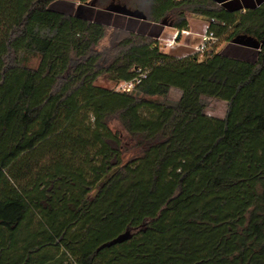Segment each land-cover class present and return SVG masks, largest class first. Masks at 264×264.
<instances>
[{
    "label": "trees",
    "instance_id": "trees-1",
    "mask_svg": "<svg viewBox=\"0 0 264 264\" xmlns=\"http://www.w3.org/2000/svg\"><path fill=\"white\" fill-rule=\"evenodd\" d=\"M55 1L0 0V264H264V45L254 64L178 58L52 12ZM133 8L178 31L199 16L219 39L264 42V0ZM138 71L131 92L96 85ZM205 98L227 102L226 117L208 116ZM113 123L141 156L124 163Z\"/></svg>",
    "mask_w": 264,
    "mask_h": 264
},
{
    "label": "rangeland",
    "instance_id": "rangeland-1",
    "mask_svg": "<svg viewBox=\"0 0 264 264\" xmlns=\"http://www.w3.org/2000/svg\"><path fill=\"white\" fill-rule=\"evenodd\" d=\"M66 1L74 2L76 4V7L80 5L88 4L95 8H101V9L106 8L111 3H117V4L125 5L129 9L134 10L133 4L135 1H139V0H106L102 2L99 1L101 5L100 7L93 5L91 1H87V2L82 0H66ZM66 16H70V15H66ZM188 19L190 24L188 30L178 31L177 29L172 28L170 26H165L163 31L160 33V36L156 37L155 35L159 32L161 27L160 24H158L154 27H151L148 30L147 35L145 36L156 39L162 52L171 54L178 58H184L187 56L195 55L196 54L195 48L197 45H199L200 42V36L198 37L195 33L196 32L203 33L206 25L209 24L208 23L209 21L199 16H189ZM118 21L120 22V24L124 25L123 29L127 31H131L132 28L137 29L140 26L139 23H137L136 21H129L127 19L123 20L122 17H118ZM129 22L132 24L131 27H129L128 29L127 27ZM108 28L117 29L113 27H108ZM179 32H181L180 35H178ZM150 34H153L154 36ZM106 45H108V40H105L102 43V46H106ZM233 47L235 48L236 46H234L232 42H228L226 41L225 38H221L219 39L215 49L212 50L211 52L222 53L225 55L227 53V50ZM241 49H245V48H241ZM38 63H39V58L33 57L30 64L33 67H37ZM122 83L123 82L116 80L111 75L102 76L98 78V80L96 81L97 86L117 92L121 91L120 87ZM181 96H182L181 90L172 89L166 101L168 103H176L180 100ZM204 104L206 107L205 112L208 116L219 119H224L226 117L228 111L227 102L213 98H205ZM111 128L114 131H120L124 138V144H125L124 156H123L124 163L130 162L142 155L143 152L142 147L137 145L136 140H132L129 137H127L125 133L121 131V128L116 123L111 124Z\"/></svg>",
    "mask_w": 264,
    "mask_h": 264
},
{
    "label": "water",
    "instance_id": "water-1",
    "mask_svg": "<svg viewBox=\"0 0 264 264\" xmlns=\"http://www.w3.org/2000/svg\"><path fill=\"white\" fill-rule=\"evenodd\" d=\"M215 3L219 5H224L228 3L230 0H213ZM50 11L63 14V15H70L78 19H82L89 22H95L97 24L103 25L105 27H113L117 29H123L124 25L120 24L118 21V17H122L123 20L129 21H136L139 23V27L132 28V32H135L139 35H147L148 30L151 27H154L158 24L152 23L148 20L147 16L141 10H132L129 9L125 5L111 3L106 8H95L90 5H80L76 7L74 2L66 1V0H56L52 3L49 8ZM76 12V13H74ZM132 23H128V29L131 27ZM160 30L155 35L156 37L160 36V33L163 31L165 25L160 24ZM179 32L178 35H180ZM154 36L153 34H150ZM235 48H230L227 50L225 56L241 60L248 63H256L258 53L261 50L264 42L260 45L254 44L250 41L246 40H236L232 42ZM245 48V49H241ZM131 237V232L127 231L126 233L120 235L116 239L113 240L112 244L123 243L124 241L128 240ZM111 244V243H110ZM108 244V245H110Z\"/></svg>",
    "mask_w": 264,
    "mask_h": 264
},
{
    "label": "built area",
    "instance_id": "built-area-1",
    "mask_svg": "<svg viewBox=\"0 0 264 264\" xmlns=\"http://www.w3.org/2000/svg\"><path fill=\"white\" fill-rule=\"evenodd\" d=\"M214 21L209 22L206 25L204 32L200 35V42L199 45L196 46L195 51L199 57H204L206 54L210 53L212 50L215 49L219 38L215 34V32L211 29V23ZM139 75L133 79L132 81L123 82L120 87V92H131L137 84H139L143 78L146 77L145 73L138 71Z\"/></svg>",
    "mask_w": 264,
    "mask_h": 264
},
{
    "label": "crops",
    "instance_id": "crops-1",
    "mask_svg": "<svg viewBox=\"0 0 264 264\" xmlns=\"http://www.w3.org/2000/svg\"><path fill=\"white\" fill-rule=\"evenodd\" d=\"M230 1H232V0H230ZM230 1H229V2H230ZM235 1H240V2H241L242 0H235ZM208 23H209V22H208ZM192 33H193V32H192ZM195 34L199 37L202 33L196 32Z\"/></svg>",
    "mask_w": 264,
    "mask_h": 264
}]
</instances>
